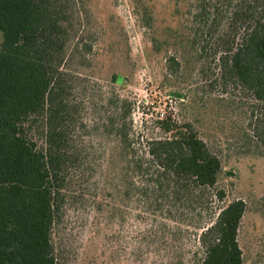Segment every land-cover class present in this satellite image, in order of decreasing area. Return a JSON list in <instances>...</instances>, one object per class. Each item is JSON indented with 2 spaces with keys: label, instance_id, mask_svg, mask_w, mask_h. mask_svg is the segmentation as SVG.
<instances>
[{
  "label": "trees",
  "instance_id": "1",
  "mask_svg": "<svg viewBox=\"0 0 264 264\" xmlns=\"http://www.w3.org/2000/svg\"><path fill=\"white\" fill-rule=\"evenodd\" d=\"M133 1L147 17L144 0ZM176 2L180 53L191 50L197 62L215 54L219 85L241 89L251 108L242 110L239 135L264 156V0ZM88 22L85 0H0V264H58L53 231L67 201L99 195L109 224L130 212L149 222L138 259L167 249L170 263L181 264L183 225L208 216L197 226V264H244L247 205L224 201L222 161L196 124L162 115L136 128L133 103L117 88L122 77L98 99L70 70L74 57L93 52ZM181 70L178 55L167 57V81ZM212 196L224 201L217 212Z\"/></svg>",
  "mask_w": 264,
  "mask_h": 264
},
{
  "label": "rangeland",
  "instance_id": "2",
  "mask_svg": "<svg viewBox=\"0 0 264 264\" xmlns=\"http://www.w3.org/2000/svg\"><path fill=\"white\" fill-rule=\"evenodd\" d=\"M85 1L91 29L86 40L93 44V52L85 59L74 57L70 70L89 81L98 99V91L108 90L114 76L122 77L117 88L133 103L136 128L142 121L162 115L192 120L222 161L218 187L226 192L224 201L241 199L247 205L239 232L244 264H264V156L255 146H248L238 132L244 125L242 110L251 109L243 91L219 85L215 54L197 62L191 50L180 53L186 45L180 37L182 22L176 0H144L148 15L143 19L133 0ZM1 43L0 34V47ZM171 55H178L182 70L179 77L167 81V57ZM230 119L238 125L233 127ZM247 120L249 115L245 124ZM144 135L158 136L149 129ZM102 199L99 195L98 199L67 201L53 231L58 264H178L170 263L167 249L145 251L138 259L139 234L149 228V222L130 212L124 221L118 217L109 224L106 206L98 209L100 203H106ZM224 201L212 196V211L217 212ZM203 219L206 221L198 219L196 224L183 225L188 233L182 241L181 264H197L201 254L197 226L210 222L208 216Z\"/></svg>",
  "mask_w": 264,
  "mask_h": 264
}]
</instances>
